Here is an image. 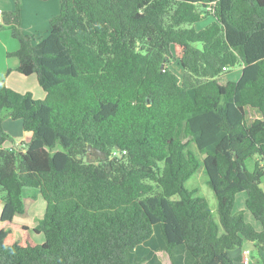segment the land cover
I'll return each mask as SVG.
<instances>
[{"label": "trees", "instance_id": "16d2710c", "mask_svg": "<svg viewBox=\"0 0 264 264\" xmlns=\"http://www.w3.org/2000/svg\"><path fill=\"white\" fill-rule=\"evenodd\" d=\"M12 3L7 56L45 97L0 82V264H160V251L240 264L229 251L244 241L264 252V0H59L39 41ZM248 108L261 117L247 123ZM3 111L31 134L19 150L4 148ZM191 144L214 212L186 187ZM88 148L102 157L84 162ZM27 188L45 204L33 229L13 222ZM238 193L259 231L232 212Z\"/></svg>", "mask_w": 264, "mask_h": 264}, {"label": "rangeland", "instance_id": "374dc122", "mask_svg": "<svg viewBox=\"0 0 264 264\" xmlns=\"http://www.w3.org/2000/svg\"><path fill=\"white\" fill-rule=\"evenodd\" d=\"M21 4V3H20ZM20 5V29L23 30L24 33L32 36L35 41H39L43 39L48 31V23L46 22L47 18H53L59 14V0H47V1H37V0H29L23 3V7ZM212 21V18L202 16L201 21L195 26L196 28H203L207 26ZM17 41L11 38L10 36V27L2 25L0 21V82L5 80V76L9 73H13L17 75L18 72L16 68H12V61H17L15 57L7 58V54L13 51L14 48H17ZM9 52V53H8ZM12 53V52H11ZM241 67H235L233 69H226L223 71L221 75V79L223 81H236L240 75ZM18 83V81H15ZM21 85H28L27 80H23ZM36 86L39 88L37 82ZM40 89V88H39ZM31 93V91H30ZM32 95V94H31ZM38 95H32L33 99L42 100L40 98H36ZM246 122L251 123L253 120L257 118V112L251 109H247L245 112ZM3 128L12 138V142H7L4 145L5 149L14 148L15 150L21 149L26 141H29L31 138L30 133L23 132L20 121H13L7 115L6 112L3 111ZM61 150V147L58 145L54 151ZM188 153L193 154L200 163V166L195 171V173L190 177V179L186 183L187 189L192 193L194 197L204 198L209 208L214 212L216 208V199L214 197L213 192L207 185V176L205 174L204 168L201 164L203 156L198 153L194 144H191L187 150ZM53 153V152H52ZM98 159H94L93 155L88 152V154L84 157V162L86 163H94L97 162ZM245 166L249 171L253 169V163L250 160L245 162ZM3 192H0V197L3 196ZM31 194H36V198H30ZM245 201V193H238L235 196L234 205H233V213L240 214L243 217L245 223L250 224L254 230L257 231V228H254V225H258V223L252 218V216L245 210L244 206ZM25 204V213L23 215H16L14 217L15 223H30L32 220L34 222H38V217L43 214L45 204L35 189L27 188L26 189V198L24 199ZM2 204L0 203V211ZM33 208L35 210H33ZM35 212V213H34ZM214 219L217 222V216L214 214ZM254 224V225H253ZM259 231V230H258ZM247 250L248 257L247 260L250 264H259L262 263L261 258H263L264 262V252L259 250L255 243L244 241L240 248L234 249L235 251ZM164 254V253H163ZM231 254L234 255L233 252ZM159 255V260L162 261V264H169L168 258L166 256ZM241 264V263H240ZM264 264V263H263Z\"/></svg>", "mask_w": 264, "mask_h": 264}, {"label": "crops", "instance_id": "0c3cea01", "mask_svg": "<svg viewBox=\"0 0 264 264\" xmlns=\"http://www.w3.org/2000/svg\"><path fill=\"white\" fill-rule=\"evenodd\" d=\"M25 1H28L29 2V0H20V3H21V5H22V7H23V3L25 2ZM21 7V8H22ZM13 9V3H12V0H0V19H1V14L3 13V12H7V11H11ZM49 19L50 18H47L46 19V22L48 23V21H49ZM23 31V30H22ZM46 31H48V28H47V30ZM18 48V47H17ZM17 48H14L13 49V51H11V52H14V51H16L17 50ZM10 52V53H11ZM9 53V52H8ZM7 58H9V57H7ZM14 58V57H13ZM16 59V58H15ZM17 60V59H16ZM12 68H16L17 67V65H18V61H12ZM23 80H27L28 81V85L27 84H23L24 86H19V85H21V83H19V82H22ZM15 81H18V83H15ZM4 82L6 83V85L8 86V87H10L11 89H13V90H16V91H18V92H21V93H25V92H29L30 93V91H31V94L34 96V95H38L36 98H40V99H44V97H45V93L41 90V89H39L37 86H36V78H35V76L34 75H31V76H29V77H23L22 75H20L19 73L17 74V75H14L13 73H7V75L5 76V80H4ZM248 109H251V108H248ZM247 110V109H246ZM251 110H254V111H256L257 112V118L256 119H259L260 117H261V115H260V113H259V111L258 110H256V109H251ZM1 208H2V206H1ZM33 210H35L34 208H33ZM35 213V212H34ZM42 216H43V214L42 215H40L39 217H38V220L37 221H39L41 218H42ZM14 223H15V220L13 221ZM37 223L38 222H34V220H32V222H30L29 224L28 223H17V224H20V225H26V226H28L29 227V229H33V227H35L36 225H37ZM258 223V222H257ZM254 225V224H253ZM254 228L256 229L257 228V231L258 230H260V226H259V224L258 225H254ZM33 238H34V240L38 243V244H41L42 242H43V237H42V235H35V236H33ZM247 250H240L239 251V253H238V251H235V250H232V251H229V255L231 256V257H236L237 255H241L242 257H243V262L241 263V264H250L249 262H248V260H247V257H248V255L247 256H245V252H246ZM231 252H233L234 253V255L233 254H231ZM162 253V255L163 256H166L167 257V255L164 253V252H162V251H160V252H156L155 253V255H156V257L158 258V260H159V255ZM164 253V254H163ZM161 255V256H162ZM168 258V257H167ZM261 258V261H262V263H259V264H263L264 262H263V258L262 257H260ZM160 261V260H159ZM168 263H169V260H168ZM160 264H162V261H160ZM170 264V263H169Z\"/></svg>", "mask_w": 264, "mask_h": 264}, {"label": "water", "instance_id": "95a60500", "mask_svg": "<svg viewBox=\"0 0 264 264\" xmlns=\"http://www.w3.org/2000/svg\"><path fill=\"white\" fill-rule=\"evenodd\" d=\"M87 151L93 155L94 159H99L102 157V154L95 149L88 148ZM117 156H119V153L117 154Z\"/></svg>", "mask_w": 264, "mask_h": 264}, {"label": "built area", "instance_id": "2783aa9c", "mask_svg": "<svg viewBox=\"0 0 264 264\" xmlns=\"http://www.w3.org/2000/svg\"><path fill=\"white\" fill-rule=\"evenodd\" d=\"M224 70H225V69H224ZM123 153H124V152H123ZM244 254H245V256H247V255H248V252L246 251Z\"/></svg>", "mask_w": 264, "mask_h": 264}]
</instances>
